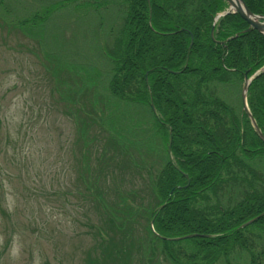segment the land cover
I'll list each match as a JSON object with an SVG mask.
<instances>
[{
  "label": "trees",
  "instance_id": "trees-1",
  "mask_svg": "<svg viewBox=\"0 0 264 264\" xmlns=\"http://www.w3.org/2000/svg\"><path fill=\"white\" fill-rule=\"evenodd\" d=\"M118 1L120 33L111 44V34L99 44L100 69L95 62L75 64L82 75L67 84L69 100L75 104L92 93L90 108L83 100L76 111L82 137L89 127L104 134L124 167L134 166L149 195L124 188L120 198L108 200L107 191L100 193V204L105 201L109 208L103 219L107 230L97 224L95 238L104 249L94 264H144L146 253L178 262L184 257L176 247L188 244L195 249L191 264H213L220 257L232 264L228 257L235 248L248 254L247 264H262L264 33L238 12L214 21L228 8L226 0ZM243 1L264 16V0ZM113 2L96 1L94 7L107 9ZM77 5L88 0L50 3L34 18L43 23L51 10ZM83 10L80 15L87 17ZM246 76H253L246 89L249 113L242 103ZM136 107L154 119L156 133L135 120L138 113L130 108ZM96 139L92 134L82 146L88 151ZM105 159L103 154L98 159L100 171ZM96 210L100 221L101 206ZM144 216L148 233L142 241L159 240L164 253L147 244L133 252L123 245L138 236L132 229Z\"/></svg>",
  "mask_w": 264,
  "mask_h": 264
},
{
  "label": "rangeland",
  "instance_id": "rangeland-1",
  "mask_svg": "<svg viewBox=\"0 0 264 264\" xmlns=\"http://www.w3.org/2000/svg\"><path fill=\"white\" fill-rule=\"evenodd\" d=\"M57 1L0 0V264L100 263L95 256L104 247L95 238L96 228L99 224L107 230L103 219L109 208L105 201L104 208L100 204V193L107 191L108 200L122 195L124 188L149 195L134 166L124 167L125 160L105 143L104 134L92 133L88 125V135L82 137L76 111L83 100V106L90 108L92 93L81 96L79 104L69 100L72 93L67 84L82 75L75 64L95 62L100 69L104 58L96 56L99 44L110 34L111 44L112 36L120 33V3L114 0L107 9L94 7L101 0H88V5L76 9L60 6L45 15L43 23L36 22L34 15ZM81 10L87 17L80 15ZM130 110L138 113L137 122L155 132L154 119L149 120L145 110ZM92 134L97 139L87 151L82 140ZM102 154L106 159L100 160V171ZM154 154L161 160V154ZM146 222L145 216L138 218V230L132 229L138 236L124 239L123 245L128 244L132 252L145 244L163 252L159 240L142 241L148 233ZM176 251L184 257L178 262L146 253L144 264L195 260V249L189 244L177 246ZM228 258L232 264L249 260L240 248ZM214 262L226 264L224 257Z\"/></svg>",
  "mask_w": 264,
  "mask_h": 264
},
{
  "label": "water",
  "instance_id": "water-1",
  "mask_svg": "<svg viewBox=\"0 0 264 264\" xmlns=\"http://www.w3.org/2000/svg\"><path fill=\"white\" fill-rule=\"evenodd\" d=\"M243 4H244V6H245V8H246V12H244L243 10H241V9H232L231 8V6L229 5L228 6V9L225 11V12H222V13H219L218 15H217V17L218 16H221V15H223V14H225V13H229V12H238L253 28H255V29H258L259 31H261V32H263L264 33V30H263V27H262V24L263 23H261V22H259V21H254L253 19H252V17H250V15L251 16H253V17H255L256 19H259L260 21H264V16H261V15H257V14H254V13H252L249 9H248V7L245 5V3H244V1L243 0H240ZM227 2H228V4H229V0H227ZM250 14V15H249ZM217 17L215 18V20L217 19ZM211 35H212V33H211ZM247 84H248V80L246 81L245 80V84H244V86H243V90H242V103H243V108L245 109V111L246 112H248L249 113V110H248V107H247V104H246V100H245V93H246V88H247ZM150 106L152 107V108H154V105H153V103H150ZM255 129L257 130V131H259V129H258V127L257 126H255ZM169 146H170V144H169ZM254 219H251V220H249V221H247L245 224H247V223H250V222H252ZM189 236H191V235H188V237Z\"/></svg>",
  "mask_w": 264,
  "mask_h": 264
},
{
  "label": "bare ground",
  "instance_id": "bare-ground-1",
  "mask_svg": "<svg viewBox=\"0 0 264 264\" xmlns=\"http://www.w3.org/2000/svg\"><path fill=\"white\" fill-rule=\"evenodd\" d=\"M226 1H227V0H226ZM227 3H228V2H227ZM229 5H230L231 8L234 9V10H235V9H241V10H243L244 12H246V8H245L244 4H243L240 0H229V4H228V6H229ZM227 9H228V8H227ZM227 9H226V10H227ZM226 10H225V11H226ZM225 11H223V12H225ZM217 13L219 14V12H217ZM221 13H222V12H221ZM218 14H217V15H218ZM217 15H216V17H217ZM249 15H250V14H249ZM221 16H222V15H221ZM216 17H215V18H216ZM218 17H220V16H218ZM218 17H217V19H218ZM250 17H252V19H253L254 21L256 20V21H259V22L263 23V24H262V27H263V30H264V21H260L259 19H256L255 17H253V16H251V15H250ZM215 18H214V21L217 20V19L215 20ZM259 70H260V69H259ZM259 70H258V71H259ZM258 71H257V72H258ZM252 78H253V76H246V77H245V80H246V81L248 80V84H247V86H248L249 83L251 82ZM246 89H247V88H246ZM245 100H246V93H245ZM246 104H247V102H246ZM140 106H143V105H140ZM144 107H145V106H144ZM248 110H249V109H248Z\"/></svg>",
  "mask_w": 264,
  "mask_h": 264
}]
</instances>
